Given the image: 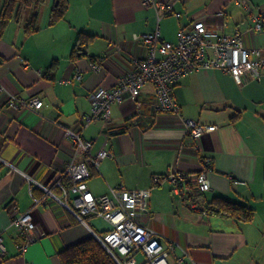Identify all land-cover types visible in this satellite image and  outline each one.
<instances>
[{"label": "crops", "instance_id": "0c3cea01", "mask_svg": "<svg viewBox=\"0 0 264 264\" xmlns=\"http://www.w3.org/2000/svg\"><path fill=\"white\" fill-rule=\"evenodd\" d=\"M67 1L65 17L49 25L58 0H46L40 29L33 34L25 33L28 10L0 31V234L7 249L0 264H61L62 250L111 228L95 215L81 222L44 188L62 193L53 185L74 155L67 128L93 139L94 153L103 147L112 153L98 168L90 166L87 184L93 195L110 194L121 185L151 188L144 221L165 246L174 243L170 262L264 264V68L260 78L246 75L242 82L220 68L190 72L173 85L179 113L156 111L155 86L147 83L138 98L142 107L127 97L112 104L109 120L86 123L90 93L99 86H115L135 67L136 58L149 54L135 34L159 29L162 38L177 41L181 29L204 20L211 28L226 24L221 29L225 33L239 31L246 46L264 53V31L252 28L250 14L237 0H154L171 3L172 11L162 14L145 0ZM248 1L253 15L264 14V0ZM81 32L93 35L89 52L94 60L69 58ZM92 61L102 68L92 70ZM78 69L81 80L75 78ZM10 95L38 96L45 105L37 111H14L6 106ZM184 118L216 129L193 141ZM205 157L213 161L208 202L221 196L246 203L256 211L253 221L190 211L180 206L168 184L153 182L154 175L167 173L174 163L198 170ZM36 198L41 202L36 204ZM13 203L31 212L38 226L39 239L24 253L19 246L25 234L12 224Z\"/></svg>", "mask_w": 264, "mask_h": 264}, {"label": "built area", "instance_id": "2783aa9c", "mask_svg": "<svg viewBox=\"0 0 264 264\" xmlns=\"http://www.w3.org/2000/svg\"><path fill=\"white\" fill-rule=\"evenodd\" d=\"M237 1L250 14L252 28L263 32L264 14L253 15L248 0ZM144 4H155L160 14L172 11L171 3L145 0ZM225 25L211 28L206 21L198 20L181 29L177 41L165 40L159 29L135 34L134 39L145 43L149 54L136 58L135 67L122 75L115 86L110 88L99 86L90 93L91 113L86 123L95 119L109 120L112 104L122 103L127 97L136 100L138 107H142L143 103L138 98L142 87L147 83L155 86L156 111L179 113V103L172 94L173 85L181 77L201 67L220 68L239 82H242L246 75L254 79L260 78V70L264 68L263 49L246 46L239 31L222 32L221 29ZM90 67L92 70H99L102 64L92 61ZM75 78L82 79L80 69L76 71ZM63 81L67 82L70 79ZM44 105L43 99L38 96L26 99L10 95L6 102V106L14 111L22 109L37 111ZM183 121L193 141H197L206 131L216 129L215 125L205 126L192 118H184ZM66 135L72 141L74 155L66 164L61 178L53 185L60 188L61 195L53 192L52 188L44 187L49 196L69 209L81 222L85 223V217L89 215L107 220L111 224V229L103 234L94 235L117 264H184L183 259L173 263L168 260L171 251L174 250V243H170L169 247L165 246L158 239L157 233L144 221V217L148 215L151 188L130 190L121 185L112 189L110 194L93 195L87 184L91 176L90 166L98 168L101 160L112 156V153L104 147L94 153V140L83 138L76 129L67 128ZM80 156L83 157L82 160L79 159ZM211 172L212 158L205 157L198 170H183L174 163L167 173L154 175L153 182L156 185L168 184L172 193L178 197L181 207L209 215L210 205L206 193L211 190ZM233 181L242 182L239 179ZM40 202L39 198L35 199L36 204ZM12 205L14 212L12 224L26 237L24 243L19 246L20 252L24 253L30 244L39 239L38 226L33 221L31 212L21 211L16 203ZM6 253L5 240L0 234V255ZM140 254L142 258H139Z\"/></svg>", "mask_w": 264, "mask_h": 264}, {"label": "trees", "instance_id": "16d2710c", "mask_svg": "<svg viewBox=\"0 0 264 264\" xmlns=\"http://www.w3.org/2000/svg\"><path fill=\"white\" fill-rule=\"evenodd\" d=\"M46 0H0V31L12 19H20L25 10L29 11V18L25 25V33L33 34L40 29V13ZM68 10L67 0H58L52 8L49 16V25H53L63 19ZM93 35L81 32L73 46L69 58L77 61L82 58H92L89 45ZM55 62L58 61H54ZM210 214L224 218L240 220L244 222L253 221L256 211L246 203L234 202L224 197L217 196L209 202ZM101 234V233H98ZM61 264H117L104 245L95 237L90 236L77 242L59 253Z\"/></svg>", "mask_w": 264, "mask_h": 264}, {"label": "rangeland", "instance_id": "374dc122", "mask_svg": "<svg viewBox=\"0 0 264 264\" xmlns=\"http://www.w3.org/2000/svg\"><path fill=\"white\" fill-rule=\"evenodd\" d=\"M97 222H100L103 225H107V227H109V224L101 219L97 220ZM111 229V228H110Z\"/></svg>", "mask_w": 264, "mask_h": 264}]
</instances>
